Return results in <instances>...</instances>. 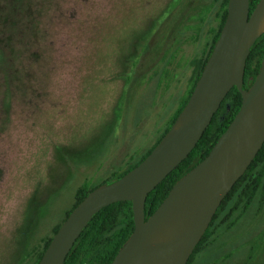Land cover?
Instances as JSON below:
<instances>
[{
	"label": "rangeland",
	"instance_id": "obj_1",
	"mask_svg": "<svg viewBox=\"0 0 264 264\" xmlns=\"http://www.w3.org/2000/svg\"><path fill=\"white\" fill-rule=\"evenodd\" d=\"M220 5L0 0V264H33L23 257L81 184L125 170L159 139L196 80ZM234 217L193 264H264L262 194Z\"/></svg>",
	"mask_w": 264,
	"mask_h": 264
},
{
	"label": "water",
	"instance_id": "obj_2",
	"mask_svg": "<svg viewBox=\"0 0 264 264\" xmlns=\"http://www.w3.org/2000/svg\"><path fill=\"white\" fill-rule=\"evenodd\" d=\"M264 33V0H229L220 37L190 98L152 152L119 179L98 185L72 210L38 264H64L93 217L105 206L133 201L135 230L110 264H186L222 201L264 143V56L249 89L251 47ZM237 86L242 105L208 156L182 176L146 220L149 193L201 140L224 98Z\"/></svg>",
	"mask_w": 264,
	"mask_h": 264
},
{
	"label": "trees",
	"instance_id": "obj_3",
	"mask_svg": "<svg viewBox=\"0 0 264 264\" xmlns=\"http://www.w3.org/2000/svg\"><path fill=\"white\" fill-rule=\"evenodd\" d=\"M259 1L260 0H250L251 13ZM21 2L22 1H20V3ZM228 2L229 0H221L219 10L220 21L217 28L214 29L212 42L208 44L205 49L201 65L198 68L196 80L194 81V84L190 92H188V96L184 102L180 105L176 113L170 117V120L168 121V124L159 139H157L153 146L139 159L134 162H130L125 170L114 172L109 178L96 185H92L90 180H86L83 184H81L76 190L75 201L73 202L72 207L66 211L64 219L55 225L51 235L49 234V236L43 239V245L40 248L34 247L30 251L26 252V255L23 257L24 262L34 260L33 264H38L53 239L54 234H56L64 220L69 216L79 202H81L88 195V193L98 185L111 183L119 179L122 175H125L128 171L142 162L146 156L152 152L160 139H162L166 132L171 128L176 118L180 115L184 106L188 102L191 93L194 91L202 70L205 68V65L212 53L213 47L220 37L223 25L228 16ZM20 3L15 5L13 10H22L27 2L25 1L21 4ZM256 55H261V57L254 64L253 59ZM263 56L264 33L251 47L250 54L247 59V67L245 69L244 89H249L252 86L259 69H261ZM3 61H6V58L2 52L0 54V66L2 67L4 64L2 63ZM241 93L242 92L237 86H234L231 91L227 93L220 108L212 117V120L205 130L201 140L198 141L188 157L184 159L182 163H180L149 193L146 200V220L155 212V210L159 208L177 181L208 156L216 141L219 140L222 134L227 130L233 118L236 117L238 111L240 110L243 101ZM259 192L262 194V199L264 200V143L245 174L238 179L234 187L222 201L218 211L215 212L206 233L202 236L200 242L197 244L193 254L188 259L186 264H193L196 255L216 241L215 235L218 233L217 231L219 227L226 224L228 228H232L237 222V217H234V219L231 220L234 212L240 208L243 209V211H247ZM133 210V201L122 200L102 208L84 228L69 252L64 264H110L114 257L118 254L119 250L126 243L131 233L135 230ZM223 213L224 215L222 216Z\"/></svg>",
	"mask_w": 264,
	"mask_h": 264
}]
</instances>
